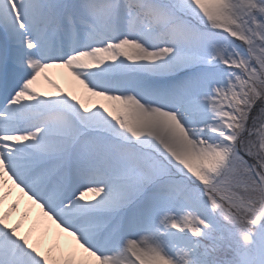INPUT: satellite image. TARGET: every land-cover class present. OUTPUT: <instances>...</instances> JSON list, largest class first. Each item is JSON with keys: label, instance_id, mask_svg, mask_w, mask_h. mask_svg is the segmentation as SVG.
Segmentation results:
<instances>
[{"label": "snow or ice", "instance_id": "6c2138e0", "mask_svg": "<svg viewBox=\"0 0 264 264\" xmlns=\"http://www.w3.org/2000/svg\"><path fill=\"white\" fill-rule=\"evenodd\" d=\"M0 264H264V0H0Z\"/></svg>", "mask_w": 264, "mask_h": 264}, {"label": "bare ground", "instance_id": "6f19581e", "mask_svg": "<svg viewBox=\"0 0 264 264\" xmlns=\"http://www.w3.org/2000/svg\"><path fill=\"white\" fill-rule=\"evenodd\" d=\"M50 73L56 78L62 86L68 88L70 86L69 81L71 80L70 77L67 76L66 70L63 69H52Z\"/></svg>", "mask_w": 264, "mask_h": 264}]
</instances>
